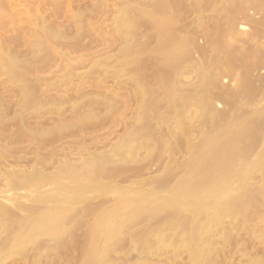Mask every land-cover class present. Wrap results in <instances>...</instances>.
<instances>
[{
  "label": "rangeland",
  "instance_id": "rangeland-1",
  "mask_svg": "<svg viewBox=\"0 0 264 264\" xmlns=\"http://www.w3.org/2000/svg\"><path fill=\"white\" fill-rule=\"evenodd\" d=\"M165 21L172 43L186 49L169 63L154 52ZM186 91L192 93L188 107ZM130 142L128 159L114 157L102 167L112 171L109 176L95 175L113 185L110 190L86 188L71 198L50 182L35 191L18 189L16 196L56 197L40 206L66 216L51 237L37 236L27 245L12 246L25 227L1 235L0 246L8 248L0 264H191V253L174 244L177 221L186 224L187 213L193 225L211 221L205 244L213 242L217 251L204 264H264V0H0L5 180L34 167L51 174L60 154L76 164L78 156ZM204 151L208 164L224 155L239 171L221 191L230 203L201 189L197 194L205 200L195 209L189 197L178 207L173 198L183 195L172 194V185ZM222 171L208 181L220 180ZM133 201L154 207L136 218L129 213ZM99 221L118 230L108 244L100 230L94 233ZM167 231L171 241L161 247L156 243Z\"/></svg>",
  "mask_w": 264,
  "mask_h": 264
},
{
  "label": "bare ground",
  "instance_id": "bare-ground-1",
  "mask_svg": "<svg viewBox=\"0 0 264 264\" xmlns=\"http://www.w3.org/2000/svg\"><path fill=\"white\" fill-rule=\"evenodd\" d=\"M156 20H161V19L156 18ZM160 23H159L160 26L158 25V22L156 24H157V26H159L157 38L160 39V40L158 39L159 41H157V43L160 42L161 44L159 43L160 45H158V44L156 45L154 52H155L156 56H157V54H159L160 56L162 54L163 57L162 56L161 57L166 62L169 63V62H172V60L174 59L173 56L176 55V57H178V56L184 54L186 49L183 46H181L179 43H176V45H175V43H172L173 39L171 38V35H170V31H169L170 29H169L168 22L165 21L164 23H162V22H160ZM191 94L192 93L186 91L185 94L183 95V102H184L185 106H187L188 104H189V106L191 105L190 104L191 103L190 99L192 96ZM242 120L240 121L241 123H243ZM256 124H255V126H256ZM234 126H235V124H234ZM249 126H250V124H249ZM245 127H244V129H245ZM256 127H258V126H256ZM240 128H241V126H240ZM251 128H254V127H251ZM223 130H221V131H223ZM246 130H248V129H246ZM219 132H220V130H219ZM236 132H238V131H236ZM229 133H230V131H229ZM232 135H234V134H232ZM210 142H211V140L207 141L206 143H210ZM229 148H230V146H229ZM132 149H133L132 148V142H130L128 144L121 143V144H118V145L114 146L113 148H111V150L108 153H104L101 155H94V156L89 155L90 157L87 159L83 158L81 156H78V157H80V161L76 164H72L71 162H69L68 159L72 158V157H70L71 156L70 154H60L62 156L63 160L59 163L58 167L55 168V170L51 174H46L40 168L34 167L29 172H18L17 174H14V172H12L9 180H5L4 170L0 166V173H1L0 174V228H1L0 236L3 234H6L7 232H10V231L11 232H14L15 230L21 231L23 229V227H25L12 242V246L19 247L20 244H22L24 242H26L28 244L30 241H32L37 236L51 237L52 233L57 232L61 218L66 216L64 210H56V209H52V208L44 209L40 206L42 203H45V202H49L51 204L55 203V201H57L56 197L47 196L45 198H42L41 196H37L36 193H34V192H33L34 198H32L30 196H26V195L16 196V195H19L16 193V191L18 189H32V191H35L40 187H44L46 184H48L47 182H50L48 185L49 187L53 188V186H55V187L59 188L60 190L64 189V190L70 191V193L73 195V196H71V198L75 197L82 190H84L86 188L87 189L96 188V190L100 193L105 192L106 190L112 189L114 186L111 184H108V183H102L101 181L94 180L95 175H102L104 177L107 175L109 176L112 171L108 170V171L104 172L102 169L104 164L109 162L112 158L117 157V156H121L124 160L128 159L132 154ZM225 150L227 151L228 149L226 148ZM228 151L230 153V150H228ZM206 152L207 151H204L203 154H199L197 156H194V158H192V160L183 169L182 175L179 176L176 179V181L174 182L175 184L172 185V194H179L181 196L183 195L182 196L183 199L182 198L181 199H178V198L174 199L173 198V202L176 203L178 205V207L186 205L187 202L185 203V201L189 197V199L193 198L192 200H194L195 203L192 202L193 205L191 204L190 206H192L191 208L195 209L197 204L199 205L201 203V201L205 200V198H202L203 196L200 197L199 194H197L201 189H202L201 191L205 190L204 195H208V196L211 195L214 197L216 196L217 199L220 198L222 200H223V197H225L224 202H226V204L230 203V199L228 198L229 196H226V193L223 194L224 192H221V191H222V188L224 189V187L230 185L231 182H234L235 179L237 178L236 176H238L240 173L238 174L239 171L237 169H236V173L233 172V171H235L234 169H231L234 167L232 165L233 161H231V160L229 161L230 164L232 165V167L230 164L227 165L229 162L228 161L226 162L224 160V158H225V157L223 158L224 155L222 156V159L226 163L223 162V160L221 159L220 156H218V158H220V160L217 161V163L213 162L212 165L208 164V162H206L207 158H208L207 157L208 155ZM219 152L216 151V153H219ZM230 155L232 156L233 153ZM228 158H230V157H228ZM43 167H45V166H43ZM251 168H253V167L251 166ZM217 169H223V171L221 172L222 178L220 180L217 179L215 182H213V181L209 182L210 180L214 179L213 172L216 171ZM238 169L240 170V168H238ZM74 170H76V171H74ZM244 170H246V168H244ZM230 171H232V173ZM242 172H243V168H242ZM220 177L221 176H219L218 178H220ZM47 178L51 181L46 180ZM205 181H207V182H205ZM161 182L166 183V180H162V181H160V183ZM204 183H206L205 185L207 187L204 185ZM207 183H210L209 187H208ZM204 187H206L207 189ZM119 191H121V189H119ZM186 194L188 196H186ZM192 194L194 195V197H192ZM196 195H197V197H196ZM184 196H186L187 198ZM71 198L68 197L67 199L70 200ZM192 200H189V201H192ZM133 203H134V206L129 208V210H130L129 213L133 217H134V215H136L135 216L136 218L140 217V216H137V214L140 211H142V209H144L145 207H148V206L154 207V202L152 203V202H145V201H143V202L133 201ZM163 203L167 204V201H164ZM188 206H189V204H187V207ZM190 206L188 208H190ZM209 208H210V210L212 209L211 207H208L207 209H209ZM172 209H173V207L171 208V210ZM194 209H192V211ZM197 209H198V207H197ZM36 210H40V213L38 216L35 217L34 214H35ZM173 210H174L173 211L174 214H175V212H177V213L180 212L179 210H176V209H173ZM200 210H204V209L201 208ZM21 211H22V213H20ZM197 212H198V210H197ZM205 212H202V213L204 214ZM185 213H187V212H185ZM206 214L207 213H205L204 216ZM16 215H18V216H16ZM176 215L179 216L180 213L176 214ZM195 215L196 214L193 215V212H192L193 218H196V217L199 218L198 216L200 214L197 213L198 216H195ZM183 216H184V214H183ZM186 216H188V218H189V217H191V214L189 215L187 213ZM188 218L184 217L185 220L184 219L183 220L185 222L187 221V223H189L190 218L189 219ZM186 219H188V220H186ZM100 221H99V223H101ZM192 221L195 223V221H197V219L192 220ZM177 222L179 224V225L177 224L179 226L178 228L180 230L184 231V229H182L180 227H182L185 223L182 222V224H180L179 221H177ZM8 223L10 224L9 230L6 229L9 226ZM102 223H101V225H102ZM190 223H192V222L190 221ZM210 224H211V221H209V223L207 225H204L201 223H199L197 225H193V223H192V227H190L191 224L189 226L186 225L187 227H190V231L189 232L187 231L188 234L186 233V231H184L186 233V235H184L185 233L183 231H180L176 227L178 230L176 229V236L175 237H177V234L180 235L181 232H183L184 234H181L180 236L178 235V237L176 238L177 240L175 239L176 242L174 244L179 248L183 247L185 250H187L189 252V254L191 253L190 257L192 258V260L190 262H192L193 264H202L204 259L206 257L208 258L210 256L211 250H212V252L217 251L216 247H213V248L211 247L213 242H208L205 244V242H207L210 239L209 237L211 236V234L213 232L210 229L211 228ZM103 225L99 226V227L96 226L95 227L96 230L94 229V233L97 230H98L97 232L101 231V233L99 234V238H100V240L104 239V241H101V242L106 243V241H107V244H108V241L112 238V237L110 238V234H115L118 232V230L116 232L115 230L117 228L115 229V227L112 226L114 228L112 230L110 229L111 231H109L108 228L109 227L111 228V225L110 226L108 225L109 227L107 225H104V227L105 226L108 227L107 229L105 227L106 231L108 232L105 234L104 229L102 228ZM185 225H184V227L186 229L187 227ZM168 227L171 228V226H168ZM173 227L174 226H172V228ZM101 228L103 231L101 230ZM170 232L171 231H167V233L161 232V234L159 235L160 237H159L156 244H158L161 247L166 246L164 244L167 243L166 241H168L167 239H169L168 237H169ZM96 236H98V235H96ZM115 237H117V236H115ZM99 238L97 237L96 239L98 240ZM184 238L186 239V241L189 244L186 243ZM200 242H201V244H200ZM27 244H25V245H27ZM202 244H203V246H201ZM25 245H23V247H22L23 249H24ZM167 246L169 247V244ZM170 247H171V243H170ZM7 248L8 247L0 246V258L2 257V254H4V250L6 251ZM104 248H105V246H104ZM104 248H103V252H104V250H106ZM222 248H223V246H222ZM219 249L221 250V247L218 248V252H220ZM10 250H11V248H10ZM97 250L99 251L101 249H98L96 247V250L94 252H96ZM176 250H178V248ZM98 251H97V253H98ZM103 252H101L100 254L102 255ZM98 259H96V260H98ZM98 262H99V260H98ZM203 264H204V262H203Z\"/></svg>",
  "mask_w": 264,
  "mask_h": 264
}]
</instances>
